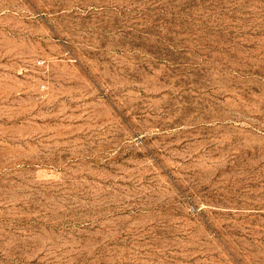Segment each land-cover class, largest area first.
Wrapping results in <instances>:
<instances>
[{
    "label": "rangeland",
    "instance_id": "obj_1",
    "mask_svg": "<svg viewBox=\"0 0 264 264\" xmlns=\"http://www.w3.org/2000/svg\"><path fill=\"white\" fill-rule=\"evenodd\" d=\"M0 264H264V0H0Z\"/></svg>",
    "mask_w": 264,
    "mask_h": 264
}]
</instances>
